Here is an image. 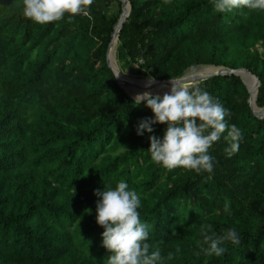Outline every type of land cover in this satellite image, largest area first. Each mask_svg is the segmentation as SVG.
I'll list each match as a JSON object with an SVG mask.
<instances>
[{"label": "trees", "instance_id": "16d2710c", "mask_svg": "<svg viewBox=\"0 0 264 264\" xmlns=\"http://www.w3.org/2000/svg\"><path fill=\"white\" fill-rule=\"evenodd\" d=\"M128 1L121 68L158 81L199 66L247 69L264 108V12L218 13L213 0ZM123 5L94 0L90 18L37 25L23 17V0H0V264H107L94 193L120 180L138 193L140 220L151 225L145 242L160 249L162 264H264V117L240 76L204 80L192 87L231 112L227 123L242 131L238 151L227 157L221 138L210 174L152 162L149 137L163 139L167 125L137 135L154 114L107 63ZM207 224L217 235L234 228L240 243L204 255L197 242Z\"/></svg>", "mask_w": 264, "mask_h": 264}, {"label": "clouds", "instance_id": "9594fccd", "mask_svg": "<svg viewBox=\"0 0 264 264\" xmlns=\"http://www.w3.org/2000/svg\"><path fill=\"white\" fill-rule=\"evenodd\" d=\"M94 0H23L22 15L37 25L61 21L67 15L69 23L78 15L90 18V8ZM165 4L171 0H164ZM214 10L229 13L235 9L264 12V0H213ZM36 52L32 56L35 58ZM154 78H149L146 87H151ZM171 87L163 95L151 92L137 94L135 104L146 102L154 119L147 118L138 124L137 135L145 131L153 133L154 124H166L163 139L150 135L151 160L163 169L176 168L195 170L197 174L212 173L215 158L210 149L223 138L228 146L227 157L231 158L239 149L242 131L229 125L226 117L232 114L225 109L208 91L187 84L169 81ZM133 98V97H132ZM226 133V134H225ZM123 147V146H122ZM210 178V177H209ZM96 202V222L104 229L102 246L110 253L107 264H162L164 257L157 248L150 252L149 240L151 225L141 222L138 209L140 197L134 189H129L126 181L120 180L116 187H106L94 193ZM230 210V202H225L224 211ZM202 241L197 244L206 256L220 257L224 254L225 242L239 244L240 238L233 228L223 235H217L212 225H201ZM210 233V234H209ZM206 246V247H204ZM168 259H172L171 254Z\"/></svg>", "mask_w": 264, "mask_h": 264}, {"label": "bare ground", "instance_id": "6f19581e", "mask_svg": "<svg viewBox=\"0 0 264 264\" xmlns=\"http://www.w3.org/2000/svg\"><path fill=\"white\" fill-rule=\"evenodd\" d=\"M128 11H129V7H125L124 8V15H127ZM118 34H119V32H117L116 36L114 37V39L112 41L111 47L109 49V58H110L111 66H112L122 88L131 97H132V94H130L131 90H133L134 92H137V94H142L144 92H151L153 95L159 94L161 96L163 95V93L165 91H169L171 86L167 85L166 83H159V82L155 81L151 87H146V84L148 83L149 80H145V81L131 80V79L126 78L125 76H123L119 72L117 65H116V60H115L117 45H118L117 44ZM206 69H208V71L203 72ZM218 70L219 69H217L216 67L212 68L210 66H199V68L198 67H197V69L193 68L188 73H186L183 76V79L185 81H187L186 84L188 86L192 87V86L196 85V84L191 83V81L193 79L198 78V77L207 76L211 73L217 72ZM241 74H242V76H244V80H245V83L247 84V86L249 88V91L254 94V91L257 87V83L247 73H241ZM252 97H253V101H254L255 100V94ZM256 111L259 112L260 109H257Z\"/></svg>", "mask_w": 264, "mask_h": 264}, {"label": "water", "instance_id": "95a60500", "mask_svg": "<svg viewBox=\"0 0 264 264\" xmlns=\"http://www.w3.org/2000/svg\"><path fill=\"white\" fill-rule=\"evenodd\" d=\"M121 1L123 2V4H124L125 7H129V11H128L127 15H124V11H123V13L121 14V19H120L119 23L117 24V26H116V28H115L113 34H112V41H113L114 37L116 36L117 32H119V30L122 28L123 24L127 21V17H128V15H129V13H130V9H131V5H130V3H129L128 0H121ZM125 7H124V8H125ZM112 41H111V43H110V45H109V48H108V51H107V63H108V65H109V67H110L112 73L114 74L115 78L117 79V81H118V83H119V80H118V78H117V76H116V74H115V72H114V70H113V68H112V66H111L110 58H109V49H110V47H111ZM212 67H215V66H212ZM216 68L219 69L217 72L211 73V74H209V75H207V76H203V77L195 78V79H193V80L191 81V83H193V84L200 83V82H202V81H204V80L210 79V78L215 77V76H218V75H220V76H225V75H237V76H240V77L242 78L244 84L247 86V84L245 83L244 78H243V76H242V74H241V73H247V74H248L250 77H252V78L255 80V82L257 83V87H256V89H255V91H254V94H255V100L253 101V97H252L254 94L251 93V92L249 91V93H250L249 103H250V105H251V108H252L253 112L259 114V117H260V118H263V117H264V108H259V107L256 105V97H257V94H258V88H259V79H258L255 75H253L250 71H248L247 69H228V68H226V67H222V66H220V67H216ZM183 76H184V75L180 76L179 78L172 79V80H174L177 84H186L187 81H185V80L183 79ZM143 80H147V79H143ZM154 81L159 82V83H166L167 85L171 86L170 83H169L170 80H169V81H158V80H155V79H154ZM119 85L121 86L120 83H119ZM121 88H122V86H121ZM247 88H248V86H247ZM122 89H123V88H122ZM123 90H124V89H123ZM248 90H249V88H248ZM124 91H125V90H124ZM125 92H126V91H125ZM126 93H127V92H126ZM127 94H128V93H127ZM128 95H129V94H128ZM129 96H130V95H129ZM257 109H260V111L257 112V111H256Z\"/></svg>", "mask_w": 264, "mask_h": 264}, {"label": "rangeland", "instance_id": "374dc122", "mask_svg": "<svg viewBox=\"0 0 264 264\" xmlns=\"http://www.w3.org/2000/svg\"><path fill=\"white\" fill-rule=\"evenodd\" d=\"M124 5H123V11H124ZM117 11V3H113L112 6H111V9L109 10V14H113ZM117 44H118V41H117ZM117 52V51H116ZM115 60H116V65H117V68L119 70V72L125 76L126 78L128 79H131V80H135V81H145L143 80V78L139 77L138 75L134 74V71L132 69H130V67H128L127 65H125L123 68L122 67V63L120 61L117 60V54H116V57H115ZM119 63V65H118ZM212 67V66H210ZM195 68V67H194ZM199 68V67H198ZM212 68H215V67H212ZM191 69L193 68H190L189 70H187L184 75L186 73H188ZM197 69V68H196ZM208 71V69H206L205 71L203 72H206ZM244 78V76H243ZM147 80H149V78H147ZM245 81V80H244ZM197 84V83H196ZM130 94H132V97L134 99V97L137 95V92H134L133 90L130 91Z\"/></svg>", "mask_w": 264, "mask_h": 264}]
</instances>
